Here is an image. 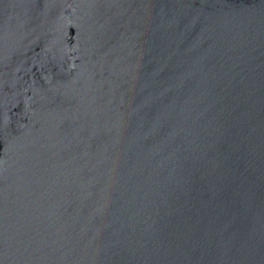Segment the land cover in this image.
<instances>
[{
	"label": "water",
	"instance_id": "obj_1",
	"mask_svg": "<svg viewBox=\"0 0 264 264\" xmlns=\"http://www.w3.org/2000/svg\"><path fill=\"white\" fill-rule=\"evenodd\" d=\"M0 264H264V0H0Z\"/></svg>",
	"mask_w": 264,
	"mask_h": 264
}]
</instances>
